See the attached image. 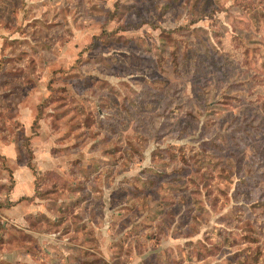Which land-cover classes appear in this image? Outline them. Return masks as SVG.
Here are the masks:
<instances>
[{
	"label": "rangeland",
	"instance_id": "374dc122",
	"mask_svg": "<svg viewBox=\"0 0 264 264\" xmlns=\"http://www.w3.org/2000/svg\"><path fill=\"white\" fill-rule=\"evenodd\" d=\"M0 224V264H264V0H0Z\"/></svg>",
	"mask_w": 264,
	"mask_h": 264
},
{
	"label": "trees",
	"instance_id": "16d2710c",
	"mask_svg": "<svg viewBox=\"0 0 264 264\" xmlns=\"http://www.w3.org/2000/svg\"><path fill=\"white\" fill-rule=\"evenodd\" d=\"M25 199H27V198H25ZM21 200H24V199L22 198ZM21 200H20V201H21ZM11 206H13V205H11ZM0 228H2V225H1V224H0Z\"/></svg>",
	"mask_w": 264,
	"mask_h": 264
},
{
	"label": "crops",
	"instance_id": "0c3cea01",
	"mask_svg": "<svg viewBox=\"0 0 264 264\" xmlns=\"http://www.w3.org/2000/svg\"><path fill=\"white\" fill-rule=\"evenodd\" d=\"M12 195H13V194H12ZM22 198H23V197H22ZM22 198L17 199V201H18V200L20 201Z\"/></svg>",
	"mask_w": 264,
	"mask_h": 264
}]
</instances>
